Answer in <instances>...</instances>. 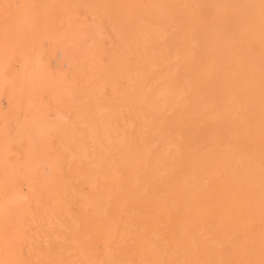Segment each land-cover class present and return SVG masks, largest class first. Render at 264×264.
<instances>
[{
	"label": "bare ground",
	"instance_id": "6f19581e",
	"mask_svg": "<svg viewBox=\"0 0 264 264\" xmlns=\"http://www.w3.org/2000/svg\"><path fill=\"white\" fill-rule=\"evenodd\" d=\"M0 264H264V0H0Z\"/></svg>",
	"mask_w": 264,
	"mask_h": 264
}]
</instances>
